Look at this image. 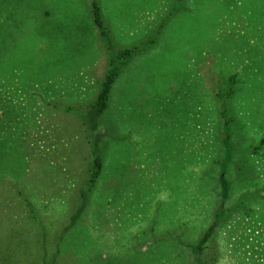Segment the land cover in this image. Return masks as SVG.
Here are the masks:
<instances>
[{
  "label": "rangeland",
  "instance_id": "rangeland-1",
  "mask_svg": "<svg viewBox=\"0 0 264 264\" xmlns=\"http://www.w3.org/2000/svg\"><path fill=\"white\" fill-rule=\"evenodd\" d=\"M101 2L116 45L158 40L116 82L104 174L70 227L92 159L79 116L105 52L85 0H0V264H195L176 239L197 241L220 206L212 96L233 75L241 125L223 207L257 196L216 234V264H264V0Z\"/></svg>",
  "mask_w": 264,
  "mask_h": 264
},
{
  "label": "trees",
  "instance_id": "trees-1",
  "mask_svg": "<svg viewBox=\"0 0 264 264\" xmlns=\"http://www.w3.org/2000/svg\"><path fill=\"white\" fill-rule=\"evenodd\" d=\"M85 2L93 20V25L97 33V41L105 52L107 69L95 100L87 107L89 109L88 113L82 116L77 114L92 136L90 140L92 159L88 169L87 180L79 196L81 204L79 210L70 221V227L77 224L81 215L86 210L90 202V197L104 174V155L108 148L110 138H108L105 133L98 132V130L101 119L110 108L116 82L123 71L142 53L154 47L158 40V36H156L141 45L135 44L129 47H119L115 44L110 26H108L105 21V11L101 0H85ZM179 4L181 5V3L177 1V8ZM180 8L181 6L179 9ZM237 92L238 80L237 76L233 75L228 78L227 84L224 87L218 84L212 96L217 106V109H215L217 117L214 121L216 123V141L214 145L216 150L215 156H213L211 160V166L213 165L212 168L214 172H217L218 177L216 184L213 186L214 179L213 182L211 179L210 185L212 186V192L213 190L219 191L220 199L215 196V200L219 202L221 200L220 206L214 211L209 210V212H211L210 217L212 218L211 224L197 241L189 243L176 239L181 246L189 250L195 264H216L218 262L219 254L214 247L216 234L221 230L228 229L231 222L232 225H234L233 221H235V218L238 220V209L245 214H249L245 203L257 196L249 193L239 202L237 199L232 207H223V203L230 200L232 193L236 190H234V181L229 178V175H231L232 169L238 164V136L241 120L234 106ZM66 108L69 113L74 112L72 108ZM114 140L117 142L122 141V139ZM27 204L33 213L34 223L39 224L40 222L37 218L36 211L34 208L32 209L33 206L30 202ZM234 231L235 229H230V238Z\"/></svg>",
  "mask_w": 264,
  "mask_h": 264
}]
</instances>
